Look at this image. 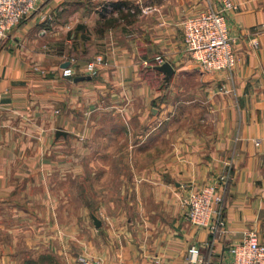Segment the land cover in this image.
<instances>
[{
    "label": "crops",
    "instance_id": "1",
    "mask_svg": "<svg viewBox=\"0 0 264 264\" xmlns=\"http://www.w3.org/2000/svg\"><path fill=\"white\" fill-rule=\"evenodd\" d=\"M129 1L75 19L83 41L77 22L42 23L61 2L48 0L0 41V264H27L28 250L42 263L45 249L66 264H197L190 246L202 264H226L247 230L264 244V0H229L230 70L204 69L182 43L183 19L221 0ZM95 54L103 62L89 74ZM155 56L173 67L167 80ZM125 151L133 178L111 187ZM211 183L221 197L215 230L190 223L180 203ZM124 202L133 213L105 208Z\"/></svg>",
    "mask_w": 264,
    "mask_h": 264
},
{
    "label": "built area",
    "instance_id": "2",
    "mask_svg": "<svg viewBox=\"0 0 264 264\" xmlns=\"http://www.w3.org/2000/svg\"><path fill=\"white\" fill-rule=\"evenodd\" d=\"M35 3L36 0H0V41L12 27L35 9ZM231 7L229 0H221L218 7L191 13L182 21L184 50L204 69L230 70L235 63L232 38L228 34L225 19L226 12ZM151 9L146 5L141 8V12L145 13ZM154 60L161 61L159 56H155ZM102 62V55L95 54L84 67L89 74H93ZM60 74L63 77H71L72 67L62 66ZM225 178L226 175L219 176L220 180ZM216 189L217 183L205 184L196 189L189 187L186 197L180 203L190 223L211 230H215V226L221 223L217 206L221 197L216 193ZM188 252L195 257L197 264L203 263L201 258H197L196 247L190 246ZM227 252L230 257L226 264H264V244L259 242L254 230H247L239 242L227 247Z\"/></svg>",
    "mask_w": 264,
    "mask_h": 264
},
{
    "label": "rangeland",
    "instance_id": "3",
    "mask_svg": "<svg viewBox=\"0 0 264 264\" xmlns=\"http://www.w3.org/2000/svg\"><path fill=\"white\" fill-rule=\"evenodd\" d=\"M77 1H78V3L76 5L75 4L72 5V2L70 0H61V2H59L56 5V7L59 8V9H54V10L52 9V10L48 11L47 13H45L44 14V19L42 20V23L49 24L51 22L52 23L55 22V23L68 24V25L72 24V23L75 24L78 21V20L76 21L75 19H78V18L82 17L83 13L85 11H87L88 9H91L92 7L98 6V5H100L101 3H104V2H105L104 4L106 5L109 2L115 1V0H92V1H89V0H77ZM47 2H48V0H36V3H35L36 7L28 16L32 15L33 12L36 11L38 8L45 7L46 10H47L49 8V6H50V3L48 4ZM78 7L80 8V12L78 14L77 13L74 14L73 12ZM28 16H26L25 18H27ZM25 18H23V19H25ZM23 19H21L18 23H20ZM159 57H160L161 61L157 62L155 60L157 65L163 62L162 61V57L161 56H159ZM63 66H65V65H63ZM173 118H175L174 115H173ZM108 120L111 121V122L114 121L113 118H109ZM106 123H108V121H105V124ZM112 123H114V122H112ZM100 128L103 130L104 126L100 127ZM101 129H99L96 132L102 131ZM127 144L128 143H122L120 145V147L124 148V150H126V149L128 150L129 147H127ZM165 145H164L163 142H160V146L158 147V149H159L158 151H161V153H162ZM147 161H151V159L148 160L146 156L142 157L139 160V164L140 165L145 164ZM108 163H110V159L108 160ZM112 163H113L115 168L117 167L118 170L122 167L123 174L120 175L119 173L118 174H114L113 173V174L109 175L108 183H111V185H110L111 187H115V185H119L120 182H123V186L126 188V186L129 184V181L131 180V178H133V175H131L129 167L131 165L135 164L136 162H133V159H131V157H130V153L125 151L123 160L121 161V159H118V164H116L117 166L115 165L114 161H112ZM96 176H98V175H96ZM94 192L96 193V195H98V191H94ZM116 192H117V190H115V188H114V189H110L108 191V194H109V196H112L114 198V197H116L115 196ZM131 193H132L131 191H128V190L124 189V197H126L127 194L130 196ZM117 195L119 197V193H117ZM94 208H97V207H91L92 210H94ZM105 208H108L107 210L111 211L112 213H115L116 209L118 211L123 209L125 214L129 215V214L133 213L134 206L130 205V204H126L124 202L120 207L119 206H108V207H105ZM53 251H54L53 249H52V251H49L48 249H45L44 253H42V260H41L42 263L39 261L40 260L39 256L37 258V254L35 252H33V251H30V250L26 251V253H24L25 254L24 256L26 257L25 260H28L27 264H33L36 261H37V263L40 262L41 264H66V260L64 259V256L62 254L63 252L61 251L60 254H59L57 252L53 253ZM24 256H21V257H24Z\"/></svg>",
    "mask_w": 264,
    "mask_h": 264
},
{
    "label": "trees",
    "instance_id": "4",
    "mask_svg": "<svg viewBox=\"0 0 264 264\" xmlns=\"http://www.w3.org/2000/svg\"><path fill=\"white\" fill-rule=\"evenodd\" d=\"M72 2V5H76L78 3L77 0H70ZM92 1V0H89ZM111 5L117 9H122L123 7H126L127 9L130 8V1L129 0H115V1H111L110 2ZM104 5V3H102ZM115 21L114 18L112 17H108V18H104L101 26H108L113 24V22ZM74 35L78 37V39L80 40H86L88 38L87 36V28L85 27V25L81 22H77L74 27ZM98 30L100 29L99 27L97 28ZM79 35V36H78Z\"/></svg>",
    "mask_w": 264,
    "mask_h": 264
},
{
    "label": "water",
    "instance_id": "5",
    "mask_svg": "<svg viewBox=\"0 0 264 264\" xmlns=\"http://www.w3.org/2000/svg\"><path fill=\"white\" fill-rule=\"evenodd\" d=\"M66 64H67V62L63 63V65H66ZM155 68L160 70L164 74V79L165 80H167L170 77V75L172 74V72H173V67L167 61H163L162 63L156 65ZM84 78H89V75L77 76V77L74 78V80H80V79H84ZM56 133L57 134L63 133V131L57 130ZM91 219H92V223H93L94 226H96V227L99 226L100 221L95 215L91 214Z\"/></svg>",
    "mask_w": 264,
    "mask_h": 264
}]
</instances>
